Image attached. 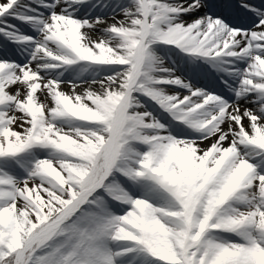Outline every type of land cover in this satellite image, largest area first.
<instances>
[{"label": "snow or ice", "instance_id": "1", "mask_svg": "<svg viewBox=\"0 0 264 264\" xmlns=\"http://www.w3.org/2000/svg\"><path fill=\"white\" fill-rule=\"evenodd\" d=\"M0 264H264V0H0Z\"/></svg>", "mask_w": 264, "mask_h": 264}]
</instances>
